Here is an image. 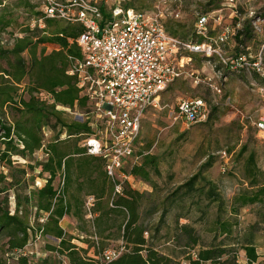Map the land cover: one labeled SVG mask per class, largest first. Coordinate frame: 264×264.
I'll use <instances>...</instances> for the list:
<instances>
[{
  "label": "trees",
  "instance_id": "trees-1",
  "mask_svg": "<svg viewBox=\"0 0 264 264\" xmlns=\"http://www.w3.org/2000/svg\"><path fill=\"white\" fill-rule=\"evenodd\" d=\"M99 4L105 11L106 4ZM22 15L24 20L19 22ZM41 16L42 11L33 0H0V264H8L7 254L15 250L29 251L37 236L44 241L43 250L51 256L36 264H63L55 260L58 256H63L67 264H238L236 246L226 239L238 225L241 208L264 206V170L256 162L255 151L244 143L236 152L233 162L238 165L242 160L240 173L246 185L229 200H224L217 185L205 174L215 159L211 154L196 173L178 186L177 192L185 189V195L192 197L185 214L178 213L175 218L188 219L190 212H195V219L201 221L209 215V207L216 206L205 229L211 237L206 241L193 225L178 224L172 234L180 250L177 257L161 252L153 241L159 226L152 232L142 215L147 213L145 206L150 193L124 185L122 194L112 197L104 171L105 157L89 155L80 145L93 133L91 120L87 117L78 120L67 113L78 111L88 116L90 112L76 76L67 72L75 60L82 58L76 38L83 25L45 18L41 27L38 23ZM164 24L169 34L187 38L182 24L168 26L165 20ZM244 31L246 25L235 36ZM3 34L9 35L4 41ZM201 40L196 37L195 41ZM46 44L54 48L47 52ZM212 113L213 108L209 118ZM149 145L146 153L137 154L140 162L127 173L153 187L151 174L157 173L158 162L148 152ZM247 147L248 153L242 159ZM34 169H38V177L43 181L38 187H34L32 176H26ZM85 195H93L97 201L91 222L93 230H81L86 235L80 240L86 245L83 248L73 242L72 234L63 231L59 221L68 215L84 226ZM169 199L161 203V217L168 211V201H178ZM261 218L264 219V214ZM49 237L57 242H50ZM111 240H119L122 251L107 260L103 253L110 249ZM239 248L249 263L256 261L252 232ZM90 249L92 256L88 254ZM16 259L22 264L29 263L28 254Z\"/></svg>",
  "mask_w": 264,
  "mask_h": 264
},
{
  "label": "rangeland",
  "instance_id": "rangeland-1",
  "mask_svg": "<svg viewBox=\"0 0 264 264\" xmlns=\"http://www.w3.org/2000/svg\"><path fill=\"white\" fill-rule=\"evenodd\" d=\"M97 3L106 1V8L114 0H96ZM227 0H120L122 5H129L135 10H143L146 13L159 11L163 15L166 24H182L184 34L187 38H180L182 41H195L196 37L203 39L202 35L196 34L195 21L197 14L208 12L206 37L215 36L225 24H232V17L228 9L217 13ZM236 6L241 14L248 11L247 0H236ZM176 14V15H175ZM218 14H221V24L216 22ZM22 15L18 21L24 20ZM32 24V23H31ZM17 33V30L15 31ZM195 32V35H194ZM245 32V33H244ZM242 35L231 36L228 43L224 46L225 56L229 57L228 63L222 64L219 57L213 54L206 58L202 53H193L180 49L177 58L182 62V74L163 92L157 108H151L145 113L135 144L133 156L127 160L123 171L140 162L139 152H148L157 158L158 171L151 174L150 186L137 177L130 175L124 185L131 186L139 191L150 193V197L145 206L148 208L142 215L147 222L149 229L153 232L159 226V231L154 235V246L169 255H178L179 249L176 248L172 240V234L178 224L189 223L200 231L208 241L211 237L205 229L215 212V205L209 207V215L199 221L196 213L190 212L188 219L175 218L176 214H185L189 209V200L192 196L185 195V189L178 191V186L185 183L191 175L196 173L199 165L204 162L206 156H214L211 168L205 174L217 185V190L224 200H229L246 183H243L241 176V162L235 165L233 160L238 149L244 144H249V150H254L256 162L264 170V132L254 128V122L259 116L264 115V72L259 74L243 64L244 61L238 59L240 54L257 52L255 40L248 38V32ZM197 35V36H196ZM247 36V37H246ZM9 37L8 34L2 35L4 41ZM192 41V42H193ZM54 48L51 44H46V51ZM182 58V59H180ZM224 75L226 76L223 80ZM210 85H217L221 88V93H215ZM202 98L206 102L207 114L204 120L186 123L181 118L174 119L177 104L181 100ZM213 108L211 117H208L210 109ZM70 117L83 120L86 114L78 111H67ZM90 117V115H89ZM209 118V119H208ZM93 123L97 120L93 116ZM50 134L47 135V139ZM225 150L227 157H221V151ZM248 153L244 154L242 159ZM36 157H39L37 154ZM25 165V164H24ZM6 172V171H5ZM38 169L33 172L28 171L27 178L33 177L34 187L43 184L38 177ZM129 174V173H128ZM243 183V184H242ZM175 194V195H174ZM174 195V196H173ZM173 196V197H172ZM177 199L175 203L168 201V211L161 217V203L167 199ZM169 199V200H170ZM228 208V207H227ZM146 213V214H145ZM264 206H245L241 208L238 225L234 227L233 235L226 239L227 243L234 244L237 249L238 264H264ZM163 219V220H162ZM175 219H177L175 221ZM162 220V221H161ZM75 225V224H74ZM75 244L81 245V238L86 237V231H92V224L85 219L84 226H74ZM252 232L253 245L258 255L254 263L247 261L245 252L239 248L240 244L248 238ZM50 242L56 243L53 238ZM2 246V240L0 241ZM84 244V243H83ZM44 241L41 238L35 240L30 246L29 263L36 264L38 260L51 253L43 250ZM120 246L119 240L109 241L110 250H116ZM86 245L84 244L83 248ZM92 256V250H89ZM54 258V257H53ZM178 258L181 259L179 255ZM55 260L63 264L65 258L58 256ZM33 262V263H32ZM9 264H22L17 259H10Z\"/></svg>",
  "mask_w": 264,
  "mask_h": 264
},
{
  "label": "built area",
  "instance_id": "built-area-1",
  "mask_svg": "<svg viewBox=\"0 0 264 264\" xmlns=\"http://www.w3.org/2000/svg\"><path fill=\"white\" fill-rule=\"evenodd\" d=\"M33 1L42 11L38 20L41 27L45 18L83 25L76 38L82 58L75 60L67 72L76 76L81 95L90 104L86 117L91 120L93 133L80 145L89 155L105 157L104 171L111 184L112 197L122 194L124 183L130 177L123 169L134 154L145 113L150 107L159 106L161 93L183 72V64L177 58L180 49L202 53L206 58L216 54L226 65L230 59L223 48L230 37L246 25L248 38L255 40L258 50L254 56L253 52H248V60L246 53L240 54L238 59L255 72H264V0H247L245 14L239 11L236 0H227L216 11L221 13L228 9L232 21L236 19V22L225 24L211 38L206 37L209 14L202 12L195 23L196 34L205 37L200 42H184L169 34L161 12L146 13L124 7L120 0H114L105 11L96 0ZM216 22L221 24V14ZM210 86L215 93H221L220 86ZM176 111L174 119L181 118L186 123L201 121L207 114L206 102L202 98L181 100ZM93 116L97 119L94 123ZM254 125L256 130L264 132V115L259 116ZM219 153L227 157L225 150ZM59 185H63L62 177ZM96 201L93 195H85L83 199L84 218L90 223L95 216ZM121 251V247L108 249L103 255L110 260ZM26 254L30 251L22 249L7 254L8 264L10 259Z\"/></svg>",
  "mask_w": 264,
  "mask_h": 264
},
{
  "label": "crops",
  "instance_id": "crops-1",
  "mask_svg": "<svg viewBox=\"0 0 264 264\" xmlns=\"http://www.w3.org/2000/svg\"><path fill=\"white\" fill-rule=\"evenodd\" d=\"M176 81V80H175ZM172 84V83H171ZM170 84V85H171ZM169 85V86H170ZM168 88V87H167ZM166 88V89H167ZM165 89V90H166ZM164 90V91H165ZM163 91V92H164ZM163 92L161 93V95L163 94ZM161 95H160V97H161ZM38 154V153H37ZM75 224V225H74ZM59 225H60V227L63 229V231H65L67 234H72V235H74V232H73V230L75 229V227L74 226H79L80 224L77 222V220L74 218V217H72V216H68V215H65V216H63L61 219H60V221H59ZM81 226V225H80ZM82 226H83V224H82ZM51 237H49L48 238V240L50 239ZM75 240V239H74ZM74 240H73V242H74ZM75 243V242H74ZM81 245H83L84 246V244L82 243ZM82 246V247H83ZM27 247V246H26ZM32 253V250L30 251V254ZM88 254H90V252H88ZM14 259H16V258H14ZM64 261V263H65V260H63Z\"/></svg>",
  "mask_w": 264,
  "mask_h": 264
}]
</instances>
